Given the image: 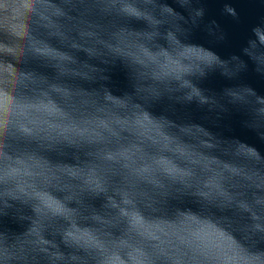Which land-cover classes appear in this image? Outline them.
<instances>
[{"label": "water", "instance_id": "95a60500", "mask_svg": "<svg viewBox=\"0 0 264 264\" xmlns=\"http://www.w3.org/2000/svg\"><path fill=\"white\" fill-rule=\"evenodd\" d=\"M0 122V264H264V0H0Z\"/></svg>", "mask_w": 264, "mask_h": 264}, {"label": "snow or ice", "instance_id": "6c2138e0", "mask_svg": "<svg viewBox=\"0 0 264 264\" xmlns=\"http://www.w3.org/2000/svg\"><path fill=\"white\" fill-rule=\"evenodd\" d=\"M83 2L88 3V2H91V0H83ZM116 2L123 3V2H125V0H116ZM2 128H3V124H2V122H0V130H2ZM109 159H111V157H109ZM3 179H4V177L2 175V169H0V184L3 183ZM41 199L44 201L45 207L52 210L56 215H58V216L64 215V211H63L62 206H54V204L49 203V201L47 199H44L43 197Z\"/></svg>", "mask_w": 264, "mask_h": 264}]
</instances>
